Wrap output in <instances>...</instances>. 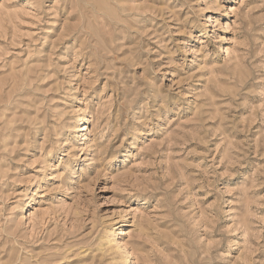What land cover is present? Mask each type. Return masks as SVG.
I'll return each instance as SVG.
<instances>
[{
	"label": "rangeland",
	"instance_id": "374dc122",
	"mask_svg": "<svg viewBox=\"0 0 264 264\" xmlns=\"http://www.w3.org/2000/svg\"><path fill=\"white\" fill-rule=\"evenodd\" d=\"M0 264H264V0H0Z\"/></svg>",
	"mask_w": 264,
	"mask_h": 264
},
{
	"label": "bare ground",
	"instance_id": "6f19581e",
	"mask_svg": "<svg viewBox=\"0 0 264 264\" xmlns=\"http://www.w3.org/2000/svg\"><path fill=\"white\" fill-rule=\"evenodd\" d=\"M86 130H87V128H85V127L82 129V131H86ZM84 134H85V132H82V135H84Z\"/></svg>",
	"mask_w": 264,
	"mask_h": 264
}]
</instances>
